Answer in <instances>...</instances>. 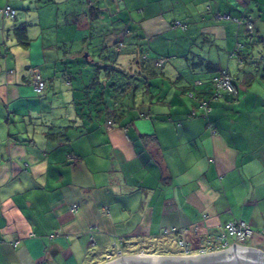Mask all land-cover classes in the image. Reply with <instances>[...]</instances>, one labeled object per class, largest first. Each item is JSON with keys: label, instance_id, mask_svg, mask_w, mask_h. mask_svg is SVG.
<instances>
[{"label": "crops", "instance_id": "crops-1", "mask_svg": "<svg viewBox=\"0 0 264 264\" xmlns=\"http://www.w3.org/2000/svg\"><path fill=\"white\" fill-rule=\"evenodd\" d=\"M78 3L0 0L16 11L0 14V264H104L148 246L181 256L177 229L194 249L234 219L254 234L223 251L264 256V0ZM246 17L251 32L234 20ZM201 58L236 94L210 98Z\"/></svg>", "mask_w": 264, "mask_h": 264}, {"label": "built area", "instance_id": "built-area-1", "mask_svg": "<svg viewBox=\"0 0 264 264\" xmlns=\"http://www.w3.org/2000/svg\"><path fill=\"white\" fill-rule=\"evenodd\" d=\"M0 14L4 17L8 18H14L15 16V10L11 8V6H4L3 8H0ZM236 22H243L246 25V28L249 32L252 30V20L250 17H246L243 20L234 19ZM173 26L175 28H179L180 30L186 29V24L181 23L180 21H174ZM239 45V44H237ZM237 50V48H236ZM143 59H146V55L142 56ZM166 61V58L159 57L155 60L154 64L157 67H162L164 62ZM29 72L32 76V85L34 88V91L39 94L43 91L45 87V81L42 79L39 72L34 68H29ZM211 83H212V94L210 96L211 99H216L218 97H221L224 92H229L232 94H236V88L232 82V77L230 73L226 69H221L218 73L214 74L211 77ZM192 95V94H191ZM210 99H201L200 100V106L203 108V113L201 114L202 118H206L209 112L211 111V107L209 105ZM193 113L190 114L192 116ZM108 125H113L114 121L112 119L107 120ZM72 159L75 158L74 155L71 156ZM77 205L73 204L71 206L72 211H76ZM178 231V238L176 240L177 245L181 248V256L184 257H196V256H204L208 254H212L215 252L223 251L224 248L227 247V241H225V237L232 236L235 238V240L239 243H242L252 237L254 234V230L251 227L249 223H247L244 220L240 219H234L227 221L220 232H216L215 236L213 237H207L205 239V243L203 245L197 246V248H192L190 244L186 240V236L189 233V228H180L177 229ZM173 230L170 228H164V234L169 235L172 233ZM262 232L264 233V226L262 228ZM216 240H219V244H216ZM135 255H162V254H154L145 250H138L135 253ZM119 252L116 256L112 254L107 255V261L109 262L115 259V257H119Z\"/></svg>", "mask_w": 264, "mask_h": 264}, {"label": "water", "instance_id": "water-1", "mask_svg": "<svg viewBox=\"0 0 264 264\" xmlns=\"http://www.w3.org/2000/svg\"><path fill=\"white\" fill-rule=\"evenodd\" d=\"M139 257L135 254L120 255L104 264H264L262 252L255 248L234 244L225 251L196 257L176 255H151Z\"/></svg>", "mask_w": 264, "mask_h": 264}, {"label": "trees", "instance_id": "trees-1", "mask_svg": "<svg viewBox=\"0 0 264 264\" xmlns=\"http://www.w3.org/2000/svg\"><path fill=\"white\" fill-rule=\"evenodd\" d=\"M9 6V5H8ZM1 8H3V7H1ZM12 8V7H11ZM13 9V8H12ZM15 10V9H14ZM15 16H16V11H15ZM15 16H14V18H15ZM4 17V16H3ZM5 18H8V17H5ZM25 30H26V25H25V23H19V24H17L16 26H15V28H14V32H15V35H16V37H17V39H18V41L20 42V44L21 45H27L28 44V42H29V39H27V36L25 35ZM143 55H146V59H147V57H148V55L147 54H142V56ZM85 57V56H84ZM166 58V57H165ZM157 58H155L154 59V62H155V60H156ZM196 64H198L199 66H201V65H203L204 66V68L205 69H207L210 73H211V75H210V82H211V77L214 75V74H216V73H218L220 70H216L215 69V67H213V65L210 63V62H208V61H206V60H204V59H200V61L198 62V63H196ZM92 67H93V69H95L96 71H98L99 69H100V66L98 65V64H95L94 62L92 63ZM104 69V71L105 72H107V74H111V70H108L107 68L105 69V68H103ZM137 73H141V71L140 72H137ZM95 78V77H94ZM97 85L96 84V82H91V85ZM212 84V83H211ZM101 85V84H100ZM211 94H212V90H211V93H210V96H211Z\"/></svg>", "mask_w": 264, "mask_h": 264}, {"label": "rangeland", "instance_id": "rangeland-1", "mask_svg": "<svg viewBox=\"0 0 264 264\" xmlns=\"http://www.w3.org/2000/svg\"><path fill=\"white\" fill-rule=\"evenodd\" d=\"M75 2H76V4L78 3V0H75ZM79 4V3H78ZM90 51H91V53H93V51L90 49ZM80 61H83L82 59H79L78 60V62H80ZM85 62V61H84ZM86 64H88L87 62H86ZM78 69H80V68H78ZM92 69V68H91ZM91 69H90V71H91ZM92 71H94V70H92ZM84 72H86V71H84ZM92 79V78H91ZM91 79H88V78H85V82H87L88 81V84L91 82ZM89 86V85H88ZM135 249L136 248H133V249H131V250H128V251H130V252H134L135 251ZM138 249V248H137ZM145 251H148V252H153V251H159V250H157L156 248H153V247H144L143 248ZM125 252V251H124Z\"/></svg>", "mask_w": 264, "mask_h": 264}, {"label": "bare ground", "instance_id": "bare-ground-1", "mask_svg": "<svg viewBox=\"0 0 264 264\" xmlns=\"http://www.w3.org/2000/svg\"><path fill=\"white\" fill-rule=\"evenodd\" d=\"M139 257H142V258H144V257H149V256H147V255H138ZM156 256H150L149 258H153V259H156L155 258Z\"/></svg>", "mask_w": 264, "mask_h": 264}]
</instances>
